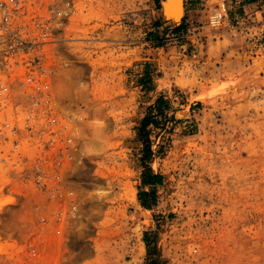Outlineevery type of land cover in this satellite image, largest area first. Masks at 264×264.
Instances as JSON below:
<instances>
[{"label":"rangeland","instance_id":"374dc122","mask_svg":"<svg viewBox=\"0 0 264 264\" xmlns=\"http://www.w3.org/2000/svg\"><path fill=\"white\" fill-rule=\"evenodd\" d=\"M57 38L74 167L0 170V264H264V0H185L176 26L89 0Z\"/></svg>","mask_w":264,"mask_h":264},{"label":"built area","instance_id":"2783aa9c","mask_svg":"<svg viewBox=\"0 0 264 264\" xmlns=\"http://www.w3.org/2000/svg\"><path fill=\"white\" fill-rule=\"evenodd\" d=\"M89 0H0V170L74 167L79 129L60 114L57 34Z\"/></svg>","mask_w":264,"mask_h":264},{"label":"bare ground","instance_id":"6f19581e","mask_svg":"<svg viewBox=\"0 0 264 264\" xmlns=\"http://www.w3.org/2000/svg\"><path fill=\"white\" fill-rule=\"evenodd\" d=\"M163 3H164L163 11L165 12V9H167V11L171 14L169 17L173 18L172 20H170L169 17L165 16L164 17L165 20L167 22L173 24L174 26L179 25L182 22L184 15H185V0H163ZM89 129H90V131H92L93 135L95 136L102 130V124H101V122H98V121H92L90 123ZM88 144H89V142H88ZM90 148L91 147H88V148H86L85 151H83L85 156L91 157V156H94L97 154V152L91 150Z\"/></svg>","mask_w":264,"mask_h":264},{"label":"trees","instance_id":"16d2710c","mask_svg":"<svg viewBox=\"0 0 264 264\" xmlns=\"http://www.w3.org/2000/svg\"><path fill=\"white\" fill-rule=\"evenodd\" d=\"M152 35H153V33H152ZM147 74H149V73H147ZM147 74H146V76H147ZM164 98H160L159 100H158V106H160L161 105V103H163V100ZM149 121H150V116H146L145 118H144V120H143V123H149ZM152 146H151V144L148 142L147 144H146V152L150 155V154H152V148H151ZM152 176H151V179H152V181H151V184L152 185H156L157 183H159V182H161V179H162V174H160V173H155V172H152V174H151ZM145 181H147V180H145ZM155 192V190H154V188L152 189V190H144L143 192H142V195L140 196V199L142 200V204L144 205V206H146V207H148V208H151L152 207V205L151 204H149L146 200H145V195H147V194H153ZM150 242L148 241V246L150 247Z\"/></svg>","mask_w":264,"mask_h":264},{"label":"water","instance_id":"95a60500","mask_svg":"<svg viewBox=\"0 0 264 264\" xmlns=\"http://www.w3.org/2000/svg\"><path fill=\"white\" fill-rule=\"evenodd\" d=\"M162 6H163V9H164V3H163V0H162ZM163 15L164 17H169L171 14L167 11V9H165V12L163 11ZM170 18V17H169ZM173 18L171 17L170 20H172Z\"/></svg>","mask_w":264,"mask_h":264}]
</instances>
